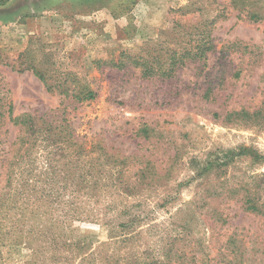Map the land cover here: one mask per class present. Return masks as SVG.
Returning <instances> with one entry per match:
<instances>
[{
  "label": "rangeland",
  "instance_id": "1",
  "mask_svg": "<svg viewBox=\"0 0 264 264\" xmlns=\"http://www.w3.org/2000/svg\"><path fill=\"white\" fill-rule=\"evenodd\" d=\"M207 20L204 68L103 63ZM233 40L259 48L221 53ZM262 107L264 18L231 0L0 4V264H264V119L231 113Z\"/></svg>",
  "mask_w": 264,
  "mask_h": 264
},
{
  "label": "trees",
  "instance_id": "2",
  "mask_svg": "<svg viewBox=\"0 0 264 264\" xmlns=\"http://www.w3.org/2000/svg\"><path fill=\"white\" fill-rule=\"evenodd\" d=\"M7 0H0V4L5 3ZM231 4L234 9L238 10V13H244V15L252 20H257L258 18H264V14L261 11L253 9L252 0H231ZM255 4V2H254ZM214 21H206L203 24H190L181 30L182 35H179L177 41L182 38L177 45L172 47L160 46H144L140 49L138 53H127L125 52L124 56H121L117 63L110 59L108 61H103L111 67H116L117 69L127 68L132 66L137 68L140 71L142 77H153L158 78H170L173 76L175 71L184 66L187 62L198 61L201 68L206 67L207 53L214 48V43L211 38V28L210 25ZM176 26L180 24L179 22L175 23ZM259 46L250 45L248 43H242L239 40H233L226 42L222 45L220 52L226 53L235 50H241L243 53H255ZM101 62V61H97ZM33 73L43 81L46 89L52 91L54 86H56L58 93L63 94L64 97H70L77 101H87L94 99L97 95L96 90L89 88L88 86L82 87L77 92H68L66 88V81L68 80V74L64 75L65 77L60 78L56 83H50L48 78L50 76L45 75L44 72L31 67ZM235 76L239 75V72H234ZM216 84L213 83L209 85L205 96L208 98ZM238 118H249L254 116L255 119H264V107L260 108L257 111L249 113L247 110H239L231 112ZM24 116V117H23ZM22 117L14 116L12 120L15 122H23L26 117H29L30 114H25ZM43 117V115H41ZM20 118V119H19ZM146 133V129H144ZM106 161V160H105ZM249 208H255V205L250 204Z\"/></svg>",
  "mask_w": 264,
  "mask_h": 264
}]
</instances>
